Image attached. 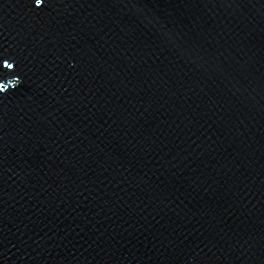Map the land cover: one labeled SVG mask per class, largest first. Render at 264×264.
<instances>
[{
	"label": "water",
	"instance_id": "obj_1",
	"mask_svg": "<svg viewBox=\"0 0 264 264\" xmlns=\"http://www.w3.org/2000/svg\"><path fill=\"white\" fill-rule=\"evenodd\" d=\"M0 264H264V0H0Z\"/></svg>",
	"mask_w": 264,
	"mask_h": 264
},
{
	"label": "snow or ice",
	"instance_id": "obj_2",
	"mask_svg": "<svg viewBox=\"0 0 264 264\" xmlns=\"http://www.w3.org/2000/svg\"><path fill=\"white\" fill-rule=\"evenodd\" d=\"M43 2H44V0H34L35 5H37V6H41L43 4ZM5 63H6L7 67H12V65L8 64L6 61H5Z\"/></svg>",
	"mask_w": 264,
	"mask_h": 264
}]
</instances>
